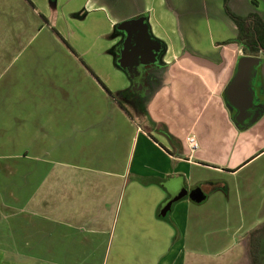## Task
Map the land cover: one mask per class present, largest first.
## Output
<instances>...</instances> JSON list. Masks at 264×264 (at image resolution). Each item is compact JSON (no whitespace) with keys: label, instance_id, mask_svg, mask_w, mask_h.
Masks as SVG:
<instances>
[{"label":"crops","instance_id":"1","mask_svg":"<svg viewBox=\"0 0 264 264\" xmlns=\"http://www.w3.org/2000/svg\"><path fill=\"white\" fill-rule=\"evenodd\" d=\"M118 1L0 0V264H253L260 229L264 264V110L226 96L249 53L225 0ZM142 12L166 45L149 96L111 50Z\"/></svg>","mask_w":264,"mask_h":264},{"label":"flooded vegetation","instance_id":"2","mask_svg":"<svg viewBox=\"0 0 264 264\" xmlns=\"http://www.w3.org/2000/svg\"><path fill=\"white\" fill-rule=\"evenodd\" d=\"M143 16H146L145 21L148 24L150 36H144L145 34L140 27L139 30L134 33V36L124 45L127 33L117 28V22L114 28V37H116V41L111 50L115 59L122 57L125 62L130 61L132 55L137 53V55L131 59L132 64L130 66L132 68L130 70L128 68L125 69H127L128 73L131 75L133 91L143 96H149L166 73V64L163 59L166 45L153 34L148 13L142 12L134 17L140 18ZM249 21L253 24L256 23V19L254 20L253 18H250ZM240 41L246 53L264 57V45L260 44V49L254 53L252 47L258 45L257 43L249 42L243 37L240 38ZM141 60L143 61L141 62ZM261 101L263 102L261 105L263 111L264 100L259 97L256 98L257 107L260 106L259 104ZM236 109L235 107V110Z\"/></svg>","mask_w":264,"mask_h":264},{"label":"water","instance_id":"3","mask_svg":"<svg viewBox=\"0 0 264 264\" xmlns=\"http://www.w3.org/2000/svg\"><path fill=\"white\" fill-rule=\"evenodd\" d=\"M145 19L146 16L140 18L130 17L117 23V28L127 33L124 45L134 36V33L137 32L140 27L145 34L144 36H150L149 27ZM136 55L137 53L132 55L128 62H125L123 58L120 57L117 59L118 63L122 67L130 70L132 68L130 66L132 64L131 59ZM142 61L143 60H141V62ZM259 76L264 77V57L253 54L241 55L235 77L226 88L228 100L238 109L236 118L240 122L246 118H249V121L255 120L262 112L263 108L261 105L263 102H260L259 107H257L258 104L256 103L257 97L264 100V86H262L263 88L258 92L257 79ZM176 199L177 197H173L167 202L164 207V212L168 210Z\"/></svg>","mask_w":264,"mask_h":264},{"label":"trees","instance_id":"4","mask_svg":"<svg viewBox=\"0 0 264 264\" xmlns=\"http://www.w3.org/2000/svg\"><path fill=\"white\" fill-rule=\"evenodd\" d=\"M225 6L230 15L234 18L236 23L240 28L239 38H245L249 42L257 43L252 47V51L255 53L260 49V44L264 45V20L257 14L251 13L246 16L239 15L231 10L228 4V0H225ZM250 18L256 19V23H251ZM118 62V60L116 59ZM133 94H137L134 93ZM261 230V229H260ZM260 230L252 232L249 240V249L252 255L253 264H258L260 262V248H261V235L258 234Z\"/></svg>","mask_w":264,"mask_h":264},{"label":"rangeland","instance_id":"5","mask_svg":"<svg viewBox=\"0 0 264 264\" xmlns=\"http://www.w3.org/2000/svg\"><path fill=\"white\" fill-rule=\"evenodd\" d=\"M118 2H119V5H121L122 7L123 6H129V4L127 2H125L124 0H119ZM110 3L112 4V2H110ZM184 4H185V6H190L192 3L191 2H187V3H184ZM197 6L198 7L200 6V8H203V3L199 0V2L197 3ZM198 15L199 16H197L196 18H192V19H188V20H183V21L186 22V23H188V24H192L193 23L194 26L196 25L199 29L203 30V32L205 33V37L207 39H209L211 37L214 38L212 32L215 33V31L211 29V26L218 25L217 20L216 19H213V16L211 14L204 15L203 13H199ZM214 35H215V37L217 36L216 34H214ZM71 41H73V40H71ZM263 253H264V251H263Z\"/></svg>","mask_w":264,"mask_h":264},{"label":"built area","instance_id":"6","mask_svg":"<svg viewBox=\"0 0 264 264\" xmlns=\"http://www.w3.org/2000/svg\"><path fill=\"white\" fill-rule=\"evenodd\" d=\"M187 143L191 149H196L198 147V141L195 134H189L187 136Z\"/></svg>","mask_w":264,"mask_h":264}]
</instances>
